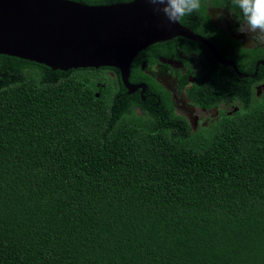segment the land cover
Returning <instances> with one entry per match:
<instances>
[{
    "label": "trees",
    "instance_id": "obj_1",
    "mask_svg": "<svg viewBox=\"0 0 264 264\" xmlns=\"http://www.w3.org/2000/svg\"><path fill=\"white\" fill-rule=\"evenodd\" d=\"M150 88L0 55V264H264V99L192 128Z\"/></svg>",
    "mask_w": 264,
    "mask_h": 264
},
{
    "label": "flooded vegetation",
    "instance_id": "obj_2",
    "mask_svg": "<svg viewBox=\"0 0 264 264\" xmlns=\"http://www.w3.org/2000/svg\"><path fill=\"white\" fill-rule=\"evenodd\" d=\"M72 1L104 5L95 0ZM217 11L223 14L220 19L215 18ZM179 22L207 44L175 36L142 49L130 65L129 82L145 88L134 92L143 99L150 86V94L166 98L169 109L192 128L202 116L237 114L264 99V45L249 43V36L238 30L243 18L230 0H204L198 12ZM138 72L145 75L143 80L136 79ZM120 84L124 87L121 80ZM201 99L215 102L206 108L199 104Z\"/></svg>",
    "mask_w": 264,
    "mask_h": 264
},
{
    "label": "water",
    "instance_id": "obj_3",
    "mask_svg": "<svg viewBox=\"0 0 264 264\" xmlns=\"http://www.w3.org/2000/svg\"><path fill=\"white\" fill-rule=\"evenodd\" d=\"M175 36L207 44L180 22L169 23L145 0L109 5L0 0V55L42 63L53 70L113 67L128 93L145 88L129 82L137 53Z\"/></svg>",
    "mask_w": 264,
    "mask_h": 264
},
{
    "label": "clouds",
    "instance_id": "obj_4",
    "mask_svg": "<svg viewBox=\"0 0 264 264\" xmlns=\"http://www.w3.org/2000/svg\"><path fill=\"white\" fill-rule=\"evenodd\" d=\"M153 5V11L162 13L169 23H178L183 17L198 12L204 0H145ZM243 18L239 31L249 36V43L264 45V0H230ZM222 12L217 11L215 18L220 19Z\"/></svg>",
    "mask_w": 264,
    "mask_h": 264
}]
</instances>
